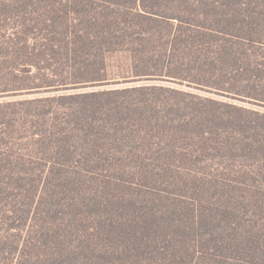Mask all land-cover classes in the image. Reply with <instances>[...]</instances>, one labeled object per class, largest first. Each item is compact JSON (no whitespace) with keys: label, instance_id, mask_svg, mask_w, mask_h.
I'll return each mask as SVG.
<instances>
[{"label":"trees","instance_id":"trees-1","mask_svg":"<svg viewBox=\"0 0 264 264\" xmlns=\"http://www.w3.org/2000/svg\"><path fill=\"white\" fill-rule=\"evenodd\" d=\"M170 79L228 99L264 105V0H0V92L113 85L57 93L45 100L38 97L36 112L27 109V101L19 103L21 109L12 108L35 118L42 128H53L45 129L44 138L59 147L57 153L66 157L63 164L71 169L81 162L94 169L91 153L102 155H97L101 162L108 160V139L117 125L126 134L130 131L125 123L130 130L144 128L150 133L166 123L172 108L185 114L198 109L204 119L246 123L248 130L264 134V112L161 82ZM5 105L0 103V119L11 121ZM207 105L219 112L229 110L224 115L199 108ZM89 170L72 171L77 177L87 176ZM30 173L37 185L48 175ZM38 191L34 187L28 192L30 200L8 206L2 197L10 193L0 188V213L9 221L7 230H18L16 234L1 230L0 253L6 256L0 255V264H88L79 257L93 264L92 258L100 254L82 242L109 231L106 219L115 232L118 226L110 219L115 209L101 207L104 203L95 193L70 191L82 225L70 232L79 243L73 245L70 238L65 245L69 236L55 221L57 207L48 203L45 192L37 199ZM109 200L105 196V203ZM19 206L27 211L21 209L22 214L13 216ZM206 212L199 227L198 219L190 225L182 216L160 225L162 230L168 226L171 240L177 242L195 232L193 239L200 237L202 242L192 247V254H196L194 264H200L213 257V247L219 248L214 236L222 232L219 226L226 220L234 230L232 264H264V225L247 219L231 222ZM73 214L72 209V219ZM184 254L188 248H166L161 257L175 261Z\"/></svg>","mask_w":264,"mask_h":264},{"label":"rangeland","instance_id":"rangeland-1","mask_svg":"<svg viewBox=\"0 0 264 264\" xmlns=\"http://www.w3.org/2000/svg\"><path fill=\"white\" fill-rule=\"evenodd\" d=\"M161 82L264 112V105L193 89L175 79ZM110 86L113 85H91L41 93L0 92V103L6 104L3 109L7 116L12 117L11 121L0 119V188L10 193H3V204L12 206L23 200L28 201L32 194L28 192L38 187L37 199L45 192L48 203L57 207L55 221L69 236L65 245L70 238L75 245L80 240L70 236V232L82 225V219L75 214L72 204L75 197L70 191L79 189L80 194H97L104 203L101 207L108 205L109 209H115L110 219L118 228L112 233L106 219L109 231L104 230L99 238H86L88 241L82 242L100 254L92 258L93 264H194L196 254H192V247L202 242L200 237L193 239L195 232L191 231L189 238L177 242L171 240L168 226L162 230L160 225H168L172 219L180 216L190 225L198 219V227L206 211L220 219L228 218L231 222L247 219L248 222L252 220L264 225V134L259 135V129L251 130L249 127L248 130L246 123L237 125L226 120H208L201 117L198 109L185 114L172 108L161 128L152 129L150 133L144 128H131L139 133L136 138L128 123L122 125L128 127L129 134L125 129L119 130L117 125V131L113 130V136L108 139V160L101 162L97 156L99 153H91L89 156L94 169L82 166L84 162L71 169L70 164H63L66 157L57 153L59 147L52 144L51 139L44 138L45 129L50 131L53 128H42L35 118L12 109H21L23 105L19 103L27 101V109L36 112L38 97L101 90ZM181 97L191 99L185 95ZM199 108L224 115L229 110L219 112L211 105ZM15 116L22 118L15 120ZM152 123H156V120L153 119ZM64 151L65 148L62 149ZM84 169L89 170L85 172L87 176L73 175L72 170ZM32 171L48 173L43 180L45 185L43 182L37 185L36 181L31 180L34 177L30 173ZM73 178V181H68ZM105 196L110 199L106 203ZM21 209H25V206L16 207L13 216L22 214ZM223 221V227L219 226L222 232L214 236L219 247L217 250L213 247L214 258H205L200 264L233 263L236 247L231 237L234 230L227 226L226 220ZM8 223L7 217L0 213V232L18 233V230L8 231ZM200 230L204 232L205 227L202 226ZM105 235L110 236L103 238ZM2 247L0 244V249ZM166 248H188V254L181 259L175 258V261L163 259L161 253ZM78 261L91 264L80 257Z\"/></svg>","mask_w":264,"mask_h":264}]
</instances>
